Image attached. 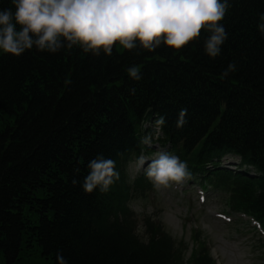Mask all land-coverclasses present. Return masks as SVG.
I'll return each instance as SVG.
<instances>
[{
  "label": "trees",
  "instance_id": "trees-1",
  "mask_svg": "<svg viewBox=\"0 0 264 264\" xmlns=\"http://www.w3.org/2000/svg\"><path fill=\"white\" fill-rule=\"evenodd\" d=\"M4 7H13L11 0H0ZM260 13L264 0H229L219 22L228 38L215 58L203 52V28L178 50H126L116 42L111 56L79 46L0 53V264H55L58 250L68 264H184L183 249L158 219H142L140 238L130 208L153 190L144 175L130 178L126 168L150 153L141 138L156 114L165 118L156 141L205 173L206 185L232 191L225 203L264 227ZM230 61L237 71L222 77ZM133 64L139 81L125 71ZM181 108L188 111L178 128ZM101 154L116 161L120 179L106 193H85L87 163ZM225 154L237 155L256 176L218 168ZM258 244L264 248V240ZM196 245L187 261L216 264L206 241Z\"/></svg>",
  "mask_w": 264,
  "mask_h": 264
},
{
  "label": "clouds",
  "instance_id": "clouds-1",
  "mask_svg": "<svg viewBox=\"0 0 264 264\" xmlns=\"http://www.w3.org/2000/svg\"><path fill=\"white\" fill-rule=\"evenodd\" d=\"M13 7L0 8V53L20 56L26 50L56 53L79 46L85 53L111 56L114 43L126 50L137 47L154 51L164 45L178 50L196 39L203 28V52L209 58L221 54L228 38L223 23L229 0H11ZM257 30L264 36V13L259 14ZM130 79L139 81V65L125 69ZM237 71L230 61L221 73L228 77ZM135 89H133L134 91ZM186 108L177 113L176 127L186 123ZM152 130L141 143L152 147L163 132L165 118L156 114ZM139 170L157 188H168L191 179L187 161L169 151L157 150L136 158ZM81 183L85 193H106L120 179L116 161L97 155L87 163ZM73 183H76L74 180ZM55 264H68L57 251Z\"/></svg>",
  "mask_w": 264,
  "mask_h": 264
},
{
  "label": "rangeland",
  "instance_id": "rangeland-1",
  "mask_svg": "<svg viewBox=\"0 0 264 264\" xmlns=\"http://www.w3.org/2000/svg\"><path fill=\"white\" fill-rule=\"evenodd\" d=\"M150 148L154 151H166L160 149L156 142ZM237 161V157L227 156L224 158L223 166L233 169ZM126 170L130 178H134L137 171L139 174L143 173L136 163H130ZM189 181L190 179L177 185L185 186L182 191H175L172 186L160 189L153 186V190L146 198L130 204L136 215L137 230L141 239L144 233L142 219L150 215L152 220L158 219L161 222L175 244L183 249L184 264H193L187 259L191 250L199 245H196L198 240L207 242L216 264H264V251L257 246L258 236L243 225H227L217 219L216 212H227L223 209L221 198L217 193L206 190L205 201L200 203L199 194L194 189L198 186L197 183H191L193 187L191 196L186 192L190 191ZM229 215L232 223L237 221L236 215Z\"/></svg>",
  "mask_w": 264,
  "mask_h": 264
}]
</instances>
